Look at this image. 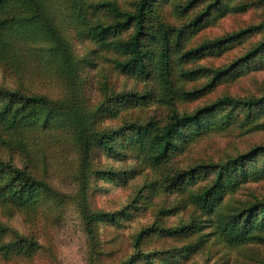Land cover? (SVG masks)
Returning a JSON list of instances; mask_svg holds the SVG:
<instances>
[{"label":"trees","instance_id":"obj_1","mask_svg":"<svg viewBox=\"0 0 264 264\" xmlns=\"http://www.w3.org/2000/svg\"><path fill=\"white\" fill-rule=\"evenodd\" d=\"M56 1L69 3L63 15L56 11V6L60 5ZM169 3L173 2L134 0L133 10L129 11L123 9L118 0H0V65L12 72L18 84L15 89L0 86V144L28 151L37 140L45 139L60 148L67 144L74 150L82 161L73 173L77 188L83 192L80 212L89 227L92 223L93 230L100 221L115 222L126 218L128 213L123 211L116 213L117 216L91 213L85 200L92 185V157L101 150L113 153L112 140L116 135L120 147L126 143V147H131V155H141L149 165L160 167L170 153L182 150L192 138L214 127L230 125L237 110H243L244 121L250 122L264 107V94L247 99L222 96L190 113L178 114L172 109L162 124L149 119L126 125L127 133L121 127L114 130L98 127L100 118L114 117L121 109L152 99L168 108L177 100H195L212 91L218 82L250 70L257 58L264 62L263 38L222 67L187 66L188 62L205 55L222 54L234 42L260 30V26L242 28L185 48L186 39L203 27L215 11L223 10L225 0L173 3L170 14L177 17H184L201 5L189 23L181 27L164 20L169 13L164 6ZM84 41L93 48L79 55L74 42L76 45ZM95 51L115 55L109 61L117 72L153 80L156 92H121L101 103L90 102V87L84 84V72L92 68L90 53ZM34 74H53L65 85V92L56 98L32 90L25 92L21 86L27 76ZM204 75L211 78L199 87L186 89L178 85L182 80L192 81ZM123 148V153H127ZM100 173L106 174L105 171ZM211 174L210 181L201 188L188 191L191 204L210 218L222 242L233 246L264 243V198L225 204L226 197L235 193L241 184L251 178H264V144H255L224 161L198 164L177 172L167 178L166 187L184 191ZM74 195L64 196L25 168L0 159V211L7 217L16 213L31 216L54 208L56 215L49 210L54 217L47 213L45 216L58 221L70 206V198L74 203ZM162 212L166 214L165 210ZM9 226L0 220V256L6 259L35 255L40 248L38 241ZM197 226L200 224L195 220L190 226L174 228L153 225L138 232L135 244L139 247L151 232L160 237L181 239L184 243L166 251L164 256L166 264H179L204 247L202 235L195 241H185ZM133 263L151 264L149 254L139 252L122 264Z\"/></svg>","mask_w":264,"mask_h":264},{"label":"rangeland","instance_id":"obj_2","mask_svg":"<svg viewBox=\"0 0 264 264\" xmlns=\"http://www.w3.org/2000/svg\"><path fill=\"white\" fill-rule=\"evenodd\" d=\"M134 0H118L125 10H133ZM173 3L184 0H169ZM261 0H225L224 9L217 10L208 21L190 35L185 41V48L192 47L202 41L228 35L249 26H260L257 32L246 35L241 41L234 42L222 54H208L187 63L197 68H218L230 63L242 55L250 47L264 38V3ZM56 11L64 14L69 3L56 1ZM173 3L165 5L169 10L164 20L178 27L189 23L195 7L184 17L170 14ZM104 17V16H102ZM106 20V19H105ZM127 34H125L126 36ZM74 49L79 55L89 52L92 44L84 41L77 43ZM115 57L111 53H90L92 68L85 70L84 75L88 91V99L93 103H101L108 97L121 92L144 93L156 92L153 80L130 76L117 72L109 61ZM264 58V56H263ZM211 75H204L192 81H180L178 85L186 89L205 84ZM15 77L9 69L0 65V86L17 88ZM27 79V80H26ZM21 86L25 92L43 93L56 98L65 92V85L53 74L45 76L34 74L27 76ZM264 94V62L260 58L252 62L251 69L245 73L224 79L212 91L195 100H177L168 108L155 100L147 101L136 107L121 109L114 117H102L98 121L101 130L124 129L135 122H146L154 119L158 123L165 122L172 109L178 114L190 113L196 108L214 101L222 96L237 99L259 97ZM235 118L226 127H214L196 136L185 144L182 150L170 153L160 167L149 165L141 155H131V147L126 143L118 145L119 138L112 140L115 151L101 150L92 157L91 190L85 196L87 208L91 213L128 212L126 218H118L115 222L100 221L94 230L86 224L80 212L83 192L74 181L76 168L82 163L77 154L67 144L60 148L45 139L37 140L28 151H20L10 145L0 144V159L10 162L16 167L25 168L38 180H45L53 190L64 196L75 194L74 203L70 198V206L66 207L58 221L46 217H54L47 208L41 213L29 216L28 213H16L12 217L3 215L0 220L22 235L34 237L40 248L32 257L3 258L0 264H122L137 253L149 254L151 264H166L165 252L181 246V239L160 237L153 232L143 238L136 247L135 238L139 231L153 225L161 227L190 226L195 220L200 224L196 231L192 230L188 239L196 240L200 235L205 241L204 247L190 255L179 264H264V243H247L241 246L228 245L222 242L214 232L209 217L203 215L190 202L189 190L201 188L210 181L200 180L197 185L187 187L184 191L167 188V178L177 172L189 169L198 164L215 163L226 160L249 150L255 144H264V107L260 109L252 121L245 122L243 110H237ZM128 129L123 132L127 133ZM127 153H123L124 148ZM122 148V149H121ZM122 150V151H121ZM106 172L101 174L100 172ZM124 179V181H122ZM264 198V178L249 179L241 184L237 191L226 197L225 204L244 200H261ZM78 205V208H77ZM50 206V205H49ZM162 210H165L166 214ZM167 210V211H166ZM143 262V260H139ZM136 262V261H135ZM135 264V263H133Z\"/></svg>","mask_w":264,"mask_h":264}]
</instances>
